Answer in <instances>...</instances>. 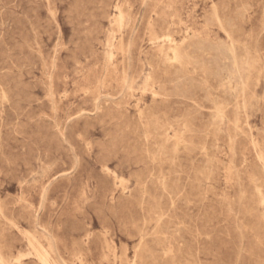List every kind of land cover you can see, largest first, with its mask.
Instances as JSON below:
<instances>
[{"label":"rangeland","instance_id":"1","mask_svg":"<svg viewBox=\"0 0 264 264\" xmlns=\"http://www.w3.org/2000/svg\"><path fill=\"white\" fill-rule=\"evenodd\" d=\"M0 264H264V0H0Z\"/></svg>","mask_w":264,"mask_h":264},{"label":"bare ground","instance_id":"2","mask_svg":"<svg viewBox=\"0 0 264 264\" xmlns=\"http://www.w3.org/2000/svg\"><path fill=\"white\" fill-rule=\"evenodd\" d=\"M35 252V251H34ZM45 253V252H44ZM43 254V253H42ZM48 256V255H47Z\"/></svg>","mask_w":264,"mask_h":264}]
</instances>
